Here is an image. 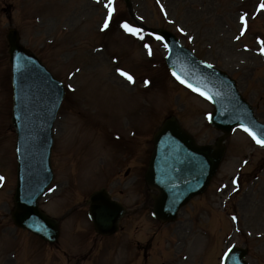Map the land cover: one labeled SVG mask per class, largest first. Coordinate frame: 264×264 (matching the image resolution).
I'll use <instances>...</instances> for the list:
<instances>
[{"label":"rangeland","instance_id":"374dc122","mask_svg":"<svg viewBox=\"0 0 264 264\" xmlns=\"http://www.w3.org/2000/svg\"><path fill=\"white\" fill-rule=\"evenodd\" d=\"M261 2L131 0L130 16L123 0H113L104 29L108 0H0V264H219L230 245L246 247L249 264H264V147L242 129L226 139L208 188L176 221L161 224L152 217L153 190L143 175L164 118L175 115L200 143L218 133L208 123L210 102L166 68L163 44L143 29L133 34L121 26L141 29L137 19L174 32L235 79L264 122ZM245 13L246 25L239 19ZM10 27L66 89L53 126L54 178L40 200L60 219L55 244L15 228L9 216L16 166L5 39ZM101 186L129 210L110 237L93 232L84 204Z\"/></svg>","mask_w":264,"mask_h":264},{"label":"water","instance_id":"95a60500","mask_svg":"<svg viewBox=\"0 0 264 264\" xmlns=\"http://www.w3.org/2000/svg\"><path fill=\"white\" fill-rule=\"evenodd\" d=\"M124 1L129 6V0ZM150 30L164 37L168 68L185 84L210 97L213 111L209 121L221 132L213 144L199 145L175 117L169 116L154 134L145 180L157 190L152 196L154 217L167 222L174 220L179 208L207 187L223 157V141L231 130L245 125L264 139V123L257 121L251 106L225 72L196 58L171 32L162 28ZM6 38L13 86L11 122L17 135V181L11 217L16 226L52 243L59 235L58 221L46 215L37 201L53 178L52 127L64 88L19 42L16 30L9 29ZM87 204L88 216L98 234L112 235L117 231L125 209L104 188L93 192ZM245 255V249L233 246L222 264H247Z\"/></svg>","mask_w":264,"mask_h":264},{"label":"snow or ice","instance_id":"6c2138e0","mask_svg":"<svg viewBox=\"0 0 264 264\" xmlns=\"http://www.w3.org/2000/svg\"><path fill=\"white\" fill-rule=\"evenodd\" d=\"M112 2H113V0H108L107 19H105V21H104V23H103V28H104V29H107V28L109 27L110 21H111L112 16H113V13H114V11H115L114 7H112ZM162 7H163V6H162ZM259 8H260L261 10H264V0H262V2L260 3ZM247 15H248V14L245 13L244 15H242V16L239 17L240 21L243 22L245 25L247 24ZM121 26H122L126 31H128V32H130V33H133V34H139V33L142 31V29L136 28V27L130 25L129 23H127V22H124ZM180 31L183 32L184 29L181 28ZM241 34L243 35V30H242V33H241ZM141 38H143V37H141ZM156 38L159 39V40H163V39H164V37H162V36H157ZM239 38H240V37H237V39H239ZM145 47H148V48H149V54L151 55V48H150V46L145 45ZM262 51H264V49H262ZM118 71L121 72V75L127 77V79H128L129 81H132V80H133V77H132L129 73L124 72L123 70H120V69H118ZM174 75H175V73H174ZM177 78L179 79V77H177ZM182 82H184V81H182ZM188 86L191 87V85H188ZM196 91H200V90H199V89H196ZM201 94H202V95H206V93H201ZM209 98H210V97H209ZM242 127L244 128V130H245L246 132H248V133L253 137V139L256 140L257 143H259V144H261V145H264V139H260V137H258V136L256 135V133L253 132V131H252L250 128H248L247 126L242 125ZM0 179H2V178H0ZM234 183H235V181H234ZM233 219H235V217H233Z\"/></svg>","mask_w":264,"mask_h":264}]
</instances>
